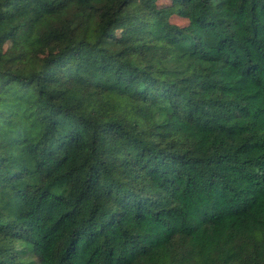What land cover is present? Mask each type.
<instances>
[{
    "label": "trees",
    "instance_id": "trees-1",
    "mask_svg": "<svg viewBox=\"0 0 264 264\" xmlns=\"http://www.w3.org/2000/svg\"><path fill=\"white\" fill-rule=\"evenodd\" d=\"M158 1L0 0V264H264V0Z\"/></svg>",
    "mask_w": 264,
    "mask_h": 264
},
{
    "label": "rangeland",
    "instance_id": "rangeland-1",
    "mask_svg": "<svg viewBox=\"0 0 264 264\" xmlns=\"http://www.w3.org/2000/svg\"><path fill=\"white\" fill-rule=\"evenodd\" d=\"M158 4H159L160 6H165V5L169 4V0H159V1H158ZM172 21L175 22V23H177V24L183 25V26H185V25L188 24V21H187L186 19H181V18H178V17H176V16L172 18ZM11 47H12V44H11V43H8V44L6 45V48H5L6 53L9 51V49H10ZM53 51H55V48H52V49H46V48H44V49H39V50L36 52V55H38V56H45V55H47L48 53L53 52Z\"/></svg>",
    "mask_w": 264,
    "mask_h": 264
}]
</instances>
